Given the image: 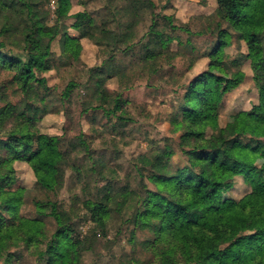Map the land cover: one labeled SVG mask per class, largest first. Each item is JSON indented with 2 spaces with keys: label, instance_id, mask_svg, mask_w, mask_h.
Segmentation results:
<instances>
[{
  "label": "trees",
  "instance_id": "16d2710c",
  "mask_svg": "<svg viewBox=\"0 0 264 264\" xmlns=\"http://www.w3.org/2000/svg\"><path fill=\"white\" fill-rule=\"evenodd\" d=\"M50 2L0 0V70L11 72L10 82L21 96L18 102L10 100L5 88L0 87V101H4L0 105V131L10 120L14 122L6 135H0V259H5L6 264H12L13 246L34 248L37 258L45 264H82V253L91 248L89 234L80 237L70 212L60 202L51 198L35 201L37 215L25 217L18 211L23 188H11L12 163L17 159L29 164L41 188L56 195L63 187V135L42 132L37 123L60 112L49 105L52 87L44 74L82 63V37L72 35L69 28L92 27L88 39L96 46L100 61L85 67L86 97L80 102L81 119L91 115L93 123L100 110L103 117L114 118L111 126L115 130L133 121L125 114L128 100L122 93L131 88L132 64L137 62L136 67L150 74L159 72L161 51L169 50L177 39L170 31L181 28L172 15L155 13L153 4L139 11L130 0H105L104 5L91 11H73L72 0H55V20L49 24ZM216 3L221 19L216 22L217 42L208 57L214 66L223 63V49L231 44L232 32L246 43L263 114L238 111L237 121L220 129L229 136L215 146L207 129L215 130L212 120L218 99L214 87L219 77L212 71H203L187 83L169 117L171 131L180 133L178 147L186 158L185 164L173 166L176 152L168 139H163L164 145L153 154L138 156L137 169L150 186L144 187L136 226L155 234L154 243L160 242V264H264V170L239 168L236 163L244 150L252 147L243 139L244 132L249 130L253 136L264 138V0ZM147 11L149 24L136 40L133 29ZM160 19L169 30L160 25ZM7 44L20 52L5 51ZM108 82L118 83L117 88L111 89ZM60 97L68 100L66 91ZM89 129L97 131L90 124ZM86 132L87 127H82L79 133ZM61 133H66L65 127ZM78 141L88 148L82 138ZM212 170L241 175L250 190L233 205L206 196L213 185L207 177ZM109 192L107 188L100 199L82 202L95 224L103 225L109 215ZM48 221L53 229H48ZM244 233L251 234V243L229 245L224 250L226 257L219 260L220 246Z\"/></svg>",
  "mask_w": 264,
  "mask_h": 264
},
{
  "label": "rangeland",
  "instance_id": "374dc122",
  "mask_svg": "<svg viewBox=\"0 0 264 264\" xmlns=\"http://www.w3.org/2000/svg\"><path fill=\"white\" fill-rule=\"evenodd\" d=\"M130 1L139 11L150 9L151 4L155 13L174 15L175 11L174 22L181 27L170 31L177 39L169 50L161 51L159 72L150 74L149 71L136 67L139 66L137 62L132 64L133 68L129 71L131 88L122 93L128 100L124 106L125 114L133 121L129 120L125 127L115 130L111 126L114 118L103 117L100 110L96 111L97 118L93 123L91 115L87 119H81L80 102L86 97L83 91V83L87 77L85 67L98 62L90 50L91 47L85 46L82 63L44 74L48 85L52 87L51 95L47 98L49 105L60 112L47 115L37 126L42 132L63 135L61 149L66 154L63 187L55 195L37 184L34 173L25 160L17 159L12 163L14 177L11 188H23L22 203L18 207L21 215L35 217V201L51 198L70 212L80 237L89 234L91 248L82 253V264H160V242L154 243L155 234L148 228L136 226V214L140 208L144 187L150 186L137 169L140 165L138 156L143 153L153 154L158 147L164 145L163 139H168L176 152L172 158L173 166L185 164L186 158L178 147L180 133L171 131L169 117L178 105V99L184 93L187 83L196 75L203 71H212L219 77L214 87L218 99L212 120L215 130L207 129V133L213 135L215 146L229 136L220 129H224L227 123L237 121L238 111L254 110L259 115L263 114L253 72L247 59L246 43L237 39L232 32L231 44L223 49V63L214 66L208 57L217 42L216 22L221 19V12L213 2L207 0L208 13L199 15L188 9L187 4L192 0H185L183 4H180L181 0L178 4L172 0ZM104 3L105 0H72V7L73 11H91ZM55 6V0L48 4L49 24L54 23ZM142 16L144 19L140 20L132 32L136 40L145 33L149 24V11ZM160 25H164L162 20ZM69 32L89 38L92 27L85 26L79 30L69 28ZM3 49L13 53L20 52L10 44ZM10 79V71L0 70V87L5 88L10 100L18 102L21 96ZM108 84L113 90L118 86L116 82ZM4 90L2 89L3 92ZM63 91L68 95L66 101L60 97ZM3 103L4 101H0V105ZM8 123L10 126H5L0 135H6L14 122L10 120ZM89 124L97 131L92 132L91 128L88 130ZM62 127L66 128V133H61ZM82 127H87L86 133H79ZM79 137L88 148L81 142L79 144ZM243 139L249 141L252 147L244 150L236 162L237 166H253L264 170V138L255 137L247 130ZM207 177L213 185L207 190L206 196L216 198L224 204H235L250 190V185L241 175L212 170ZM107 188L111 195L109 215L103 225H98L92 221L82 202L86 199H100ZM47 224L48 229H53L49 221ZM251 239L250 233L236 235L220 246L218 259L223 260L226 257L224 250L229 245L246 246L251 243ZM10 252L13 253L12 264H45L44 260L37 258L32 247L13 246ZM0 264H6V260L0 259ZM176 264L183 263L177 261Z\"/></svg>",
  "mask_w": 264,
  "mask_h": 264
},
{
  "label": "crops",
  "instance_id": "0c3cea01",
  "mask_svg": "<svg viewBox=\"0 0 264 264\" xmlns=\"http://www.w3.org/2000/svg\"><path fill=\"white\" fill-rule=\"evenodd\" d=\"M153 2H155V0H152ZM180 0H172V2H179ZM211 2H213L215 5L214 6H217V3H216V0H210ZM182 3L180 4H183L185 2V0H181ZM189 4V5H188ZM187 4L188 6V9L189 11H192V12H196L198 13L199 15H205L208 13V4H207V0H192L191 2L189 1ZM171 7V6H170ZM194 8V9H192ZM187 9V8H186ZM217 9L219 10L218 6H217ZM163 14H166V15H172L173 17L176 16L175 15V11H174V15L172 13H163ZM72 29V28H71ZM81 43L83 45V50H82V53H81V58L82 56L84 55V49H85V46L89 47L90 50L92 51L93 55L95 56V59L97 58V48L96 46L88 39V38H81ZM98 59V58H97ZM100 61L98 60L97 63H99ZM96 63H94L93 65L91 66H94ZM91 66H88V67H91Z\"/></svg>",
  "mask_w": 264,
  "mask_h": 264
}]
</instances>
